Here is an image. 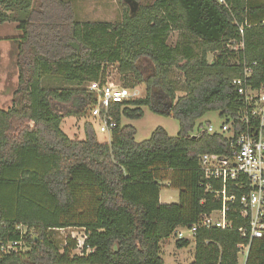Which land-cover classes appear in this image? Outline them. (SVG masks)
<instances>
[{
  "label": "trees",
  "instance_id": "obj_1",
  "mask_svg": "<svg viewBox=\"0 0 264 264\" xmlns=\"http://www.w3.org/2000/svg\"><path fill=\"white\" fill-rule=\"evenodd\" d=\"M10 19L21 35L14 39L12 106L0 109V244L18 239L21 224L29 249L0 251V264H164L161 244L176 227L221 208V198L206 189L199 157L231 155L229 141L197 121L211 111L224 122L237 118L232 80L243 61L255 62L250 83L264 82V0H132L120 22H80L65 0H0V24ZM244 23L253 25L241 35ZM241 38L242 50L228 47ZM108 63L117 64L123 86L143 84L144 96L111 106L109 142L96 140L90 122L85 139L69 138L63 118L92 106L86 86L104 79ZM173 70L182 73V85ZM58 104L70 108L61 113ZM142 107L176 119V136L158 126L135 142L136 129L121 120L141 118ZM161 171L174 175L176 203L159 201ZM212 188L219 190L220 181ZM226 218L230 229L196 231L189 264H239L238 245L248 238L238 228L248 220L238 203L228 205ZM65 228L82 230L80 254L75 239L67 236L62 245L52 237ZM188 244L176 241L178 248ZM244 264H264V236L251 240Z\"/></svg>",
  "mask_w": 264,
  "mask_h": 264
},
{
  "label": "built area",
  "instance_id": "obj_2",
  "mask_svg": "<svg viewBox=\"0 0 264 264\" xmlns=\"http://www.w3.org/2000/svg\"><path fill=\"white\" fill-rule=\"evenodd\" d=\"M218 1L225 4V0ZM252 25H239V33L242 35L244 27ZM228 47L234 51L242 50L243 39L230 41ZM253 66L255 62L243 61L241 75L232 80L241 102L237 118L223 122L218 132L210 124L206 127L208 133L222 134L228 138L231 155L204 153L199 157L206 189L221 198V208L201 215L199 221L193 225L178 226L173 232L177 240L191 238L194 243L198 229H230L232 224L226 218V211L229 204L238 203L241 216L248 220L245 227L238 228L240 234L248 238L247 243L238 245V254L242 252L245 256L244 261L238 262L239 264L245 263L251 240L264 236V82L258 86L250 83ZM86 89L94 99L88 109L89 119L97 124V131L101 133L110 134L115 127L110 112L113 104H123L126 100L140 97L136 88L114 83L106 76L104 79L90 81ZM235 125H238L239 129L236 130ZM212 181H220L221 188L213 190ZM237 191L241 192L240 195ZM16 230L19 231L18 239L0 244L2 254L24 253L29 249L25 241L28 228L20 224L16 226ZM31 234L32 230L29 231V235ZM71 238L76 240L77 248L80 249L85 236L82 241ZM65 244L64 237L62 245Z\"/></svg>",
  "mask_w": 264,
  "mask_h": 264
},
{
  "label": "rangeland",
  "instance_id": "obj_3",
  "mask_svg": "<svg viewBox=\"0 0 264 264\" xmlns=\"http://www.w3.org/2000/svg\"><path fill=\"white\" fill-rule=\"evenodd\" d=\"M72 4L75 19L80 22H120L124 11L132 0H65ZM140 3L141 0H136ZM13 15V14H12ZM18 23L12 19L0 24V86H3L6 94H8L13 86L17 85V66H16V53L17 43L15 42V35H21V31L17 28ZM178 32L173 31L170 33L168 43L174 44L178 38ZM7 37V38H5ZM214 57V53L208 55V60L211 61ZM143 71L148 73V65L144 64ZM175 78L182 85L183 77L182 73L177 70H173ZM104 76L109 80L117 84H123L124 76L118 72L116 63H108L104 67ZM143 97L145 94V87L143 84L134 86ZM183 91L179 90L176 92V96L183 95ZM6 103L3 106H7ZM70 105H57L58 111L61 113L65 112ZM143 116L138 119L122 118L121 123L132 125L136 129L134 135L135 142H142L150 137L151 132L158 126L163 127L169 136H176L178 132V122L176 119L170 116H164L156 114L151 111L148 107H142ZM88 110L83 116H66L63 118L60 128L62 131L71 139H85V123L88 122ZM92 121V120H91ZM224 122L223 118L218 116L217 112L211 111L206 113L200 118L197 123H201L205 128L209 123L215 131H220V126ZM93 128L98 142H109L110 134L98 132V127L93 122ZM31 126V124H29ZM173 174L168 171H161L159 177V183L161 185L160 197L167 203L178 201V190L173 188L171 181ZM87 200V195H85ZM52 237L55 241H62L64 237L70 236L75 237L79 241H82L84 235L80 228H65L62 230H54L51 232ZM186 235L190 237L187 233ZM189 244L186 247L178 248L176 246L177 239L172 235L168 240L161 244L160 256L162 257L164 264H189L194 255L193 239L189 238ZM74 253L80 254L79 249L75 250ZM244 254H238V262L244 261Z\"/></svg>",
  "mask_w": 264,
  "mask_h": 264
},
{
  "label": "crops",
  "instance_id": "obj_4",
  "mask_svg": "<svg viewBox=\"0 0 264 264\" xmlns=\"http://www.w3.org/2000/svg\"><path fill=\"white\" fill-rule=\"evenodd\" d=\"M3 24H5V22ZM15 36H16L15 38H18L20 35L17 34ZM0 38H3V36H0ZM5 38H7V37H5ZM16 86H13V89L8 94H6V92H4L5 91L4 87L0 86V109H7V108L12 106V95H13L14 90L16 89ZM6 103H9V104L7 106H3ZM88 122L91 123L90 119H88ZM159 201L161 203H167L168 202V201H164L161 199L160 193H159ZM193 246H194V243H193ZM192 260H193V258H192Z\"/></svg>",
  "mask_w": 264,
  "mask_h": 264
},
{
  "label": "water",
  "instance_id": "obj_5",
  "mask_svg": "<svg viewBox=\"0 0 264 264\" xmlns=\"http://www.w3.org/2000/svg\"><path fill=\"white\" fill-rule=\"evenodd\" d=\"M142 1H150V0H142Z\"/></svg>",
  "mask_w": 264,
  "mask_h": 264
}]
</instances>
